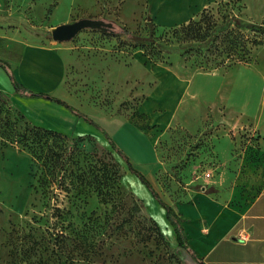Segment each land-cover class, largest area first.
I'll return each mask as SVG.
<instances>
[{
  "label": "rangeland",
  "instance_id": "rangeland-1",
  "mask_svg": "<svg viewBox=\"0 0 264 264\" xmlns=\"http://www.w3.org/2000/svg\"><path fill=\"white\" fill-rule=\"evenodd\" d=\"M204 1L0 0V33L61 47L63 98L105 128L108 119L118 125L139 117L158 83L157 68L188 78L221 74L197 78L206 96L186 98L181 121L160 131L156 147L168 171L154 188L169 205L190 202L192 191L214 192L208 184L225 168L236 174L240 192L245 182L264 183V154L249 129L236 130L248 123L238 91L230 93L235 85L254 93L264 84V0ZM227 16L259 28L205 41L170 32L191 20L215 28L210 21L223 24ZM84 19L101 25L65 42L53 39L56 27ZM150 22L156 37L170 38L159 55L134 43L151 35ZM9 43H0L1 53ZM156 103L145 109L155 113ZM19 114L0 97V264H199L171 241L169 230L175 232L163 208L101 133L58 137Z\"/></svg>",
  "mask_w": 264,
  "mask_h": 264
},
{
  "label": "crops",
  "instance_id": "crops-1",
  "mask_svg": "<svg viewBox=\"0 0 264 264\" xmlns=\"http://www.w3.org/2000/svg\"><path fill=\"white\" fill-rule=\"evenodd\" d=\"M6 41L10 43L6 46L5 53L0 52V59L11 65L16 80L23 87L34 93L49 94L73 106L62 95L65 62L61 47L37 46L21 39H8L0 33V43ZM219 75L221 74H199L188 78L171 67L157 68L158 83L141 103L139 117L135 121L115 125V120L108 119L105 121L106 128L99 124L112 138L116 147L128 157L133 168L154 185L153 188L160 187L159 177L168 171L156 147L160 131L169 130L181 121V116L187 111L188 100H199L206 96L205 88L196 86L197 78H214ZM174 86L175 92L172 91ZM0 91L36 127L67 137L85 136L94 131L101 133L55 101L24 97L16 93L2 67ZM230 93L240 95L239 112L248 123L237 126L236 130L239 133L244 127L249 129V136L256 139L251 141L264 154V84L254 93L246 91L245 88L242 90L241 85H235ZM159 98H165V101H160ZM156 100L155 113L145 109L147 104ZM236 133L235 131L234 134ZM223 156L224 161L230 163L232 156L226 153ZM235 178L236 174L225 168L220 176L208 184L214 188V192L206 193L204 189L200 192L192 191L190 202L170 204L184 221V229L192 250L205 264H264V183L260 181L253 185L245 182L246 185L240 192ZM163 211L166 216L164 208ZM165 224L166 230H169L168 224ZM169 231L172 233L171 241L177 244L176 234Z\"/></svg>",
  "mask_w": 264,
  "mask_h": 264
},
{
  "label": "trees",
  "instance_id": "trees-1",
  "mask_svg": "<svg viewBox=\"0 0 264 264\" xmlns=\"http://www.w3.org/2000/svg\"><path fill=\"white\" fill-rule=\"evenodd\" d=\"M53 10V8H50V12ZM211 18V17H210ZM202 21V20H201ZM201 21H193L191 20L188 24H182L181 26L172 29L170 32L172 34L173 37H175L177 34L180 33H186L187 36H189L191 39H196V40H201V41H205L206 37L208 35H211V37H214V39H216L220 34L227 32V35H231L234 34L236 32V29H241V28H247V29H251L253 31H255L256 29H258L259 27L253 24H246V23H242L240 22L239 19L235 18V17H229L227 16L225 22H223V24H218L217 22H211L210 24H212L215 28H204L203 25L201 24ZM149 27H150V32L151 35L148 37H138L135 40V44L137 45V47H139L140 49H142L145 53H147V55H159L163 50V48H166L163 46L162 41L164 40L166 43L170 41V38L167 37H163L162 35L156 37L155 36V30H154V24L153 22L149 23ZM211 30V34H209L208 30ZM124 35H131V33L127 30H124ZM169 35V34H168ZM207 43V42H206ZM244 45L243 44V38L237 39V45ZM254 44V43H253ZM0 67H2L4 69V71L7 73L8 77L10 78L16 93L24 96V97H39V98H45L48 100H52L55 101L65 107H67L68 109H70L78 118H82L84 119L87 123H89L90 125H92L93 127H95L97 130H99L105 137L106 139L109 141L110 145L117 150V153L122 156V158H124L126 160V162H128L129 166H130V171L132 174H134L136 177H138V179L141 181V183H143L147 189L151 192V194L153 195V197L159 202V204L165 209L166 211V218L168 220V222L170 223V225L172 226V228L174 229V232L176 234V240H177V244L178 247L181 249L186 250L187 252L190 253V255L192 256V258L198 262L199 264H205V262L203 261V259L201 257H199L191 248L190 244H189V240L187 237V234L185 232L184 229V221L181 217L178 216V214L175 212V210L173 209L172 206L166 204L159 196V194L155 191V189L153 188L152 184L145 178V176L143 174H141L139 171H137L136 169L133 168V166H131L130 160L128 159V157H126V155H124L115 145V143L113 142L112 138L109 136V134L97 123L95 122L93 119H91L90 117H88L86 114H84L83 112H81L80 110H78L77 108L70 106L69 104H67L66 102L53 97L49 94H43V93H34L30 90H28L27 88L23 87L15 78L14 76V72L13 69L11 67V65L4 60L0 59ZM0 97H5L4 94L0 91ZM20 113V112H19ZM19 116L26 120L29 125H31L32 128H35L37 130H42L46 133H51L52 135H56L58 137H67L65 135H62L60 133L57 132H53L50 130H46L43 128H39L36 127L34 125H32L27 119L26 117L20 113ZM258 151V150H256ZM206 193H210V192H206ZM163 237V236H162ZM163 241H164V245L167 247L168 251L170 252V254L175 257L174 254V250L173 248H171L169 242L163 237ZM178 259V258H177Z\"/></svg>",
  "mask_w": 264,
  "mask_h": 264
},
{
  "label": "water",
  "instance_id": "water-1",
  "mask_svg": "<svg viewBox=\"0 0 264 264\" xmlns=\"http://www.w3.org/2000/svg\"><path fill=\"white\" fill-rule=\"evenodd\" d=\"M100 25V22L86 19L73 24L60 25L52 31V37L55 41L65 42L74 38L84 28H96Z\"/></svg>",
  "mask_w": 264,
  "mask_h": 264
},
{
  "label": "built area",
  "instance_id": "built-area-1",
  "mask_svg": "<svg viewBox=\"0 0 264 264\" xmlns=\"http://www.w3.org/2000/svg\"><path fill=\"white\" fill-rule=\"evenodd\" d=\"M253 138H255V137H253ZM209 177V176H208Z\"/></svg>",
  "mask_w": 264,
  "mask_h": 264
}]
</instances>
